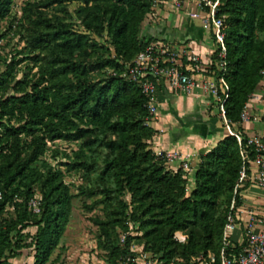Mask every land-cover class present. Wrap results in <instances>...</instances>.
<instances>
[{"label": "trees", "instance_id": "16d2710c", "mask_svg": "<svg viewBox=\"0 0 264 264\" xmlns=\"http://www.w3.org/2000/svg\"><path fill=\"white\" fill-rule=\"evenodd\" d=\"M15 1L0 0V25L7 22L0 41L19 36L23 43L0 56V264H15L24 250L33 252V264L50 263L76 197L86 210H99L90 220L105 264H136L126 257L141 254L155 264L219 257L232 202L243 206L241 194L254 182L235 195L243 160L230 132L200 154L193 175L153 149L151 96L124 76L158 41L143 36L153 0H26L20 16ZM217 16L224 20L227 70L218 67L219 50L210 70L221 100L224 75L226 118L246 145L241 114L264 82V0H219ZM255 155L250 150L249 166ZM34 197L40 214L29 207Z\"/></svg>", "mask_w": 264, "mask_h": 264}, {"label": "built area", "instance_id": "2783aa9c", "mask_svg": "<svg viewBox=\"0 0 264 264\" xmlns=\"http://www.w3.org/2000/svg\"><path fill=\"white\" fill-rule=\"evenodd\" d=\"M164 0H153V7H157ZM176 8H183L188 0H171ZM198 11L192 12L193 18H199L202 23L211 28L215 46L219 50L218 67L223 73L227 70V48L225 44L224 20L217 16L219 0H196ZM190 61L191 70L184 66V60ZM200 58L197 54L186 48H176L169 43L157 41L150 44L144 51L138 54L132 66H129L124 76L139 81L142 84L143 92L151 96L149 105L150 113L154 119L158 118L157 91L158 85L172 91H179L190 95L196 89H203L218 96L220 102L221 116L228 127L229 132L234 135L240 145V154L243 166L235 188V195L240 187L248 180H252L264 191V137L262 135L250 136L246 145L243 144V137L239 132L232 131L225 114L224 103L228 97L230 88L225 81L224 75L219 81L223 86L224 99H220L218 87L206 80H197L191 71L199 65ZM191 72V73H190ZM264 84V83H263ZM261 88L251 97V101H259L262 97ZM250 104V103H249ZM249 104L241 114L242 123L258 121V117L251 113ZM250 150L256 153L255 159L250 161ZM156 154L167 164H180V167L189 170L192 165L193 155L189 152L179 150H158ZM0 198L2 192L0 191ZM29 207L35 214L41 212L40 198L34 197L29 201ZM240 227L243 234V241L239 248L233 247V235ZM176 238L183 240L184 235L177 232ZM126 233L122 234L121 241L125 242ZM134 250V249H132ZM127 261L136 264H155L146 254L139 256L128 255ZM208 260V261H207ZM199 264H264V204L256 209H247L243 206L236 207L235 200L231 205V213L224 228L223 246L219 257L209 252L207 257H201Z\"/></svg>", "mask_w": 264, "mask_h": 264}, {"label": "crops", "instance_id": "0c3cea01", "mask_svg": "<svg viewBox=\"0 0 264 264\" xmlns=\"http://www.w3.org/2000/svg\"><path fill=\"white\" fill-rule=\"evenodd\" d=\"M195 1L191 0L185 8L180 9L176 8L171 0H164L147 19L143 28V36L156 38L176 48L190 49L200 58L199 65H196L192 73L190 72L191 75L197 80H206L217 87L214 72L210 70L214 63L213 57L217 46H215L211 28L204 25L201 19L191 16L192 12L198 11ZM183 64L189 70L192 68L191 65H194L187 59ZM157 102L159 116L154 122L157 130H164V134L158 133L155 136V144L153 143L155 151L189 152L193 155L192 165L193 161L197 164L200 154L213 148L229 132L219 115L218 108L214 106L216 97L209 91L198 88L192 94L187 95L164 88L157 93ZM256 104L257 102L250 101L249 106L251 113L259 117L260 112ZM160 106H162V111ZM182 121L185 124H182ZM242 127L249 136L262 135L264 131L263 124L259 121L242 123ZM171 168L177 170L180 164H173ZM243 197L245 208L247 204L252 205V209L264 204H262L264 191L255 183L246 189ZM235 233L234 243L239 244L243 241L240 227Z\"/></svg>", "mask_w": 264, "mask_h": 264}, {"label": "rangeland", "instance_id": "374dc122", "mask_svg": "<svg viewBox=\"0 0 264 264\" xmlns=\"http://www.w3.org/2000/svg\"><path fill=\"white\" fill-rule=\"evenodd\" d=\"M190 1L191 0H188L186 3H184V8L186 5L189 4ZM25 3H26V0H16L14 3V7H13L14 14L20 16L22 7L25 5ZM76 7H77L76 2L70 5L71 10H74ZM157 8H159V6L154 7V10ZM0 27L3 30L6 29L7 22L3 21ZM20 42L21 41L19 39V36H16L14 38H10V36L3 38L0 41V56H3V57L7 55L10 56L14 48L19 49L23 46V43L22 42L20 43ZM4 69H5V65H2L1 70L3 71ZM263 83L260 85V88H261L260 91H261L262 97L260 98L259 101H256L257 102L256 105L260 112V114H258L259 115L258 121L261 122L264 127V84ZM218 99H219L218 96H216L217 105H216V102L214 104L216 108H218L217 107L219 103ZM156 104L158 106V102H156ZM159 108L162 111V106H160ZM155 120L156 119H154V121ZM154 121L152 124L157 129L156 123ZM183 121H185V119ZM183 121H182V124H185L183 123ZM189 128L192 129L191 126H189ZM225 128L227 131H229L227 126H225ZM185 130L187 132L188 130L187 127L185 128ZM158 133L159 134L161 133V135H163L164 130H158ZM262 136L264 137V131L262 133ZM153 143L155 144L154 139L151 141L152 147L154 145ZM196 165L197 164H195V162L193 161V165H191V168L188 170L192 175L195 172L194 169L196 168ZM66 180L68 182L75 180L76 185L79 184L78 178H73L72 176H69V175L67 176ZM192 181L193 179L191 176V182ZM73 190L75 193H77V189L73 188ZM245 191L246 190H243L241 194L242 196H244ZM129 198L130 196L128 194L125 195L126 200L129 201ZM263 203H264V198H263L262 204ZM246 207L249 209H252V205L247 204ZM97 213H99L98 209H95L93 211L86 210L85 207L83 206V200L81 199V197H76L74 199L71 220L66 228V231L61 240L60 246L57 248V250L53 254L52 261L56 259V257L59 256V260L56 261V264H105L104 252L98 247V232H99L98 227L95 226L94 223L90 220V217H92L93 215ZM28 229L33 231L35 227H30ZM235 235L236 233L234 234V236ZM132 249H134V251H138V253L142 252L141 251L142 247L137 244H133ZM33 261H34L33 252L31 250H24L22 256L19 257L18 259H15L14 263L15 264H33ZM52 261L48 264H54Z\"/></svg>", "mask_w": 264, "mask_h": 264}]
</instances>
